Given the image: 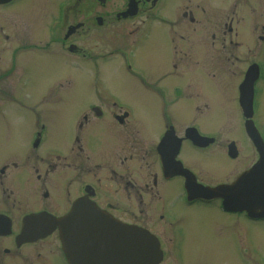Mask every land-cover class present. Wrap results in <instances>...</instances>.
Returning a JSON list of instances; mask_svg holds the SVG:
<instances>
[{"label": "flooded vegetation", "instance_id": "af4514ba", "mask_svg": "<svg viewBox=\"0 0 264 264\" xmlns=\"http://www.w3.org/2000/svg\"><path fill=\"white\" fill-rule=\"evenodd\" d=\"M226 3L230 9L231 0ZM184 4L185 0H0V106L21 104L20 96L31 81V73L38 85L43 84L45 76L54 82L52 66L57 62L66 60L68 66L74 62L87 68L89 60L97 61L101 58L95 56L104 55L120 57L122 69L136 82L134 87L161 97L166 111L158 114L162 118L153 133L151 118L135 113L122 98L96 96L89 102L60 98L56 105L74 110L54 115L51 121L34 118L28 138L24 132L19 136L0 129V145L2 141L22 142L24 148L20 159L7 153L0 158V264H70L60 228L41 225V216L62 218L80 200L128 229L149 232L159 242L160 264H186V260L191 264L202 229L209 228L224 238L222 251L232 249V260L248 264L250 230L261 233L264 228V125L259 119V100L264 93V57H259L264 51V4L255 10H261L260 16L251 12V18L248 14L246 19L236 21L231 13L224 23L221 44L242 73L236 91L243 138L226 141L224 156L230 161L226 165L244 157L246 150L253 151L255 159L251 163L244 160L245 169L235 179L219 183L203 181L196 168L202 156L211 157L219 136L197 122L186 124L173 110L178 102H166L165 97L176 100L169 88H154L152 78H147L143 66L135 62L136 55L147 46L158 49V36L163 35L160 60L164 71L160 74L168 78L163 73L171 69L172 76L178 78L172 94L184 91L185 57L195 59L203 46L202 39L188 27L189 24L195 30L196 18L191 14L186 24L184 13L177 15ZM215 8L217 11L212 13H221L220 6ZM247 8L242 6L244 13ZM213 28L216 33L213 31L210 39L215 49L219 27ZM101 30L103 35H99ZM111 37L119 45L107 55L101 42ZM89 40L100 44L95 42L98 46L93 48ZM246 50L257 55L243 60ZM241 60L246 64L242 72L244 65L238 67ZM234 69H230L231 73ZM151 84L153 87L148 89ZM0 117V125L4 126L8 119L1 112ZM47 121L54 130L51 134ZM190 129L213 141L197 142ZM242 140L248 146L241 150ZM191 159H197V163ZM186 170L198 184L233 186L236 192L225 197L189 199ZM241 176L242 183L237 186ZM182 212L187 215H180ZM194 215L208 221L207 227L190 225ZM65 229L72 231L68 235L75 245L72 253L82 264L110 262L115 249L121 251L123 246L114 234L99 233L112 226L67 225ZM254 264H264V259L258 256Z\"/></svg>", "mask_w": 264, "mask_h": 264}, {"label": "rangeland", "instance_id": "374dc122", "mask_svg": "<svg viewBox=\"0 0 264 264\" xmlns=\"http://www.w3.org/2000/svg\"><path fill=\"white\" fill-rule=\"evenodd\" d=\"M226 1L227 0H185L183 8L178 10L177 15L181 16L184 13L186 24H188L187 18H189L191 14L196 18V24L193 26L195 30H193L189 24L188 27L191 32L196 33L197 37L202 39L201 44L203 45L195 59L191 60L189 57H185L184 69L186 72L182 80V83H184V91L182 93L177 92V94H172L173 85L178 82V78L174 75L172 76V73L169 71L171 69L163 73L166 74L168 78H163V75L160 74L164 71V68L161 67L160 60L161 54H163L161 53V51L163 52V46H160V39L163 35L158 36L159 38L156 42V44L159 45L158 49L153 50L152 47L149 48L147 46L140 51L142 52L141 54L135 57V62L143 66L141 69H143L144 74H147V78L148 76L152 78L151 82L155 83L154 88L157 85H164L169 88L170 92H168L173 97H176V100H170L172 99L171 97H165L168 100L166 102H168V104L178 102V107L173 110H175V113L177 112L181 115V118L186 124L197 122L205 130L211 131L213 134L219 136V143L212 149L211 157L204 158V156H202L200 158L201 165L196 166V168L201 171L200 178L208 183L229 182L235 179V177L245 169L246 165L243 164L244 160L245 162L251 163L255 159L253 151L246 153V150L243 153L244 157L241 156L236 161H231L232 165L229 164L228 167L227 165L230 161L226 160L224 156L227 155L225 145L227 140L243 139L242 128L240 127L241 109L236 91V85L240 81L242 73H240L239 68L237 69L234 65L237 62L229 60L230 55L227 54V47H223L221 43L223 42V31H225L224 23L227 21L228 15L232 13V16L237 18H235L236 21L246 19L248 14L251 18V12L254 13L258 7L262 8L264 0H231L232 7L230 9L226 8ZM215 6H220L222 10L221 13H212L213 10L217 11ZM242 6L248 7L246 9L248 10L247 13H244ZM116 10L117 9H112L110 11L114 12ZM260 12L261 10L258 9L254 15L260 16ZM169 14L171 16L175 15L172 14V10L169 11ZM214 25H217L219 30L217 32L216 48L212 49L210 34L215 31V28H213ZM249 32L250 30L248 29L247 34H249ZM104 33V30H101L99 35H103ZM95 42L100 44L98 41ZM95 42L92 40L87 41L93 48L98 46ZM253 43H255V40ZM101 44L102 50L108 52L107 55L112 53L114 48L119 45L118 41H114L112 37L104 42L102 41ZM1 49L2 47H0V50ZM246 52L247 50L245 53ZM252 52H254V50H252ZM261 54L262 55H259V57L263 58L264 51H262ZM254 55L252 53H246L244 56L245 59L243 60L248 61L249 57L254 59ZM95 57L101 59L97 61L89 60L87 68H80V64H74V62H72L73 66H68L66 60H63L62 64L57 62L56 65L52 66V69H54L53 75L55 76L54 82H50V78L45 76L42 81L43 84L38 85L35 83V75L33 76L31 73V81L26 83L22 91V96H20V98H22L20 99L21 104L9 103L5 107L0 106V112L8 119L4 126L0 125V129L7 130L9 134L17 133L19 136L21 132H24L28 138V135L32 133L34 118L51 121L54 115L66 114L74 110L73 108L72 110H68L65 104L66 108L61 104L56 105L57 102H60L57 99L72 98L89 102L91 98L99 96L122 98L130 104L134 112L138 115L147 114V116L151 118L153 133H156L159 120L162 118H158V114L166 112L165 110L163 111V104L160 100L162 98L159 96V99L155 96V93L151 91L143 92L139 87L135 88L133 84L136 82L131 78L132 76H129L131 74L122 69V62L118 60L121 59L120 57L113 56L106 58L104 55ZM115 60H117L118 63ZM243 60L240 61L238 67L239 65H244ZM2 61L3 58L0 59V63H2ZM248 64L249 63H247V65ZM245 66L246 64L242 67L241 72ZM233 67L237 70L235 71ZM230 69H234V71L231 73ZM129 72L135 75L133 71L129 70ZM136 78L139 77L136 76ZM179 81L181 83L180 79ZM152 87L153 84L149 85L148 89ZM261 87L264 90V84H262ZM66 102H68V100H66ZM259 103V119H261V123L264 125V93L260 97ZM179 109L180 111H178ZM47 126L49 134L53 133L54 130L51 123H48ZM3 143L4 141H2L0 145V158L3 154L7 153V155L14 154L20 159L24 154L22 142L12 143L8 141ZM245 145L248 146V144L244 143V145L241 146V150L246 148ZM245 154H247V156H245ZM191 161H193V164L197 163V159H191ZM186 210L187 209L183 208V211ZM180 215L185 216L187 214L182 212ZM180 215L178 216L181 219ZM189 223L190 225L198 227V229L200 226L206 225L207 227L209 224L208 221L202 220L198 215H194ZM202 230L203 233L200 235V245L196 247V251L192 252L191 264H243L240 259L232 260L234 256L232 249H225L222 251L225 240L222 236L216 235L213 228ZM250 234L247 260L248 264H254L258 256L264 259V228L261 230V233L257 230H250ZM186 245L188 246L190 244L186 242ZM185 248L186 246L184 249ZM184 256L187 257L185 251ZM185 263L187 264V260Z\"/></svg>", "mask_w": 264, "mask_h": 264}, {"label": "water", "instance_id": "95a60500", "mask_svg": "<svg viewBox=\"0 0 264 264\" xmlns=\"http://www.w3.org/2000/svg\"><path fill=\"white\" fill-rule=\"evenodd\" d=\"M199 140L202 141L205 139H202L197 135V142H200ZM202 144H204V142ZM240 184L241 179L238 181V185ZM186 185L190 190L194 189L192 181L188 180ZM233 189V186H221L217 188L200 187L194 189V191L191 192V195L199 198L215 197L217 195L225 197L227 193H235L236 190L233 192ZM44 220V224L42 222L43 226L48 225L51 227H60L61 239L70 264H79L80 261L71 253V245L69 243L70 238H68V235H70L72 231L65 229V226L67 225L114 226L112 230H101L99 233L110 232L114 234L116 239L120 240L123 246L126 247L127 251L129 249L131 250V254L130 256L128 255L126 259L121 258L119 261L112 259L110 262L102 264H158L160 261L158 245L151 235L140 230L134 231L127 229L121 223L101 214L94 206L87 204V202H77L73 211H71L66 217L57 220L53 218L52 220ZM41 235H45V233H42ZM115 254L118 255V252L116 251Z\"/></svg>", "mask_w": 264, "mask_h": 264}]
</instances>
